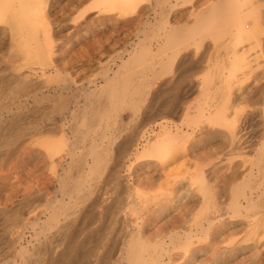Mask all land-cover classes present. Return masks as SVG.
<instances>
[{"label":"rangeland","instance_id":"374dc122","mask_svg":"<svg viewBox=\"0 0 264 264\" xmlns=\"http://www.w3.org/2000/svg\"><path fill=\"white\" fill-rule=\"evenodd\" d=\"M162 1L0 0V264H130L137 247L146 264H264V212L255 228L230 206L264 183V0H170L168 18ZM164 125L183 152L161 162Z\"/></svg>","mask_w":264,"mask_h":264},{"label":"bare ground","instance_id":"6f19581e","mask_svg":"<svg viewBox=\"0 0 264 264\" xmlns=\"http://www.w3.org/2000/svg\"><path fill=\"white\" fill-rule=\"evenodd\" d=\"M46 0H1V2H2V4L4 5V6H6V7H8V5H10V7H12V8H19L20 10H29V11H31L32 10V7H34V6H38V5H40V4H43L44 2H45ZM160 1H162V0H159V2ZM167 1H169V4H163L162 5V10H161V14H160V16H161V18H163V17H165V18H168L169 17V15H170V13H172L173 12V10H174V7L176 6V4H173V3H171V2H173V1H170V0H167ZM234 1H236V0H234ZM241 1V0H240ZM156 2H157V0H156ZM162 2H164V0L162 1ZM178 2V1H177ZM242 2H240V4H241ZM159 4H161V3H159ZM215 6V5H214ZM213 6V7H214ZM223 6V5H222ZM177 7V6H176ZM154 8V7H153ZM71 9V8H70ZM221 9H223V8H221L220 7V9L219 10H217V13H221ZM214 8H212L210 11H209V13H207V14H203L202 12H200V15L201 16H204V15H206V17H213L214 15H215V13H214ZM16 11V10H15ZM216 11V10H215ZM156 12V11H155ZM153 15V14H152ZM199 15V14H198ZM160 18V19H161ZM168 20V19H167ZM203 21V20H202ZM157 22V21H156ZM169 23V22H168ZM165 24V23H164ZM196 24H194V26H195ZM144 27V26H143ZM163 27V26H162ZM169 28V27H168ZM193 28V27H192ZM167 29V28H166ZM177 28L176 27H172L171 26V28L170 29H167V31H169L170 33L172 32V31H175ZM181 29V28H180ZM187 29V28H186ZM184 30H185V28H184ZM25 31V30H24ZM167 31H165V33L167 32ZM180 31V30H179ZM183 30H181L180 31V33L182 32ZM193 31V30H192ZM194 31L195 32H197L198 30H196V29H194ZM183 33V32H182ZM167 34V33H166ZM165 34V35H166ZM176 34V33H175ZM178 35H180L179 34V32L177 33ZM177 35V36H178ZM196 37V36H195ZM13 39V38H12ZM15 42V41H14ZM13 42V43H14ZM173 43H174V41H173ZM178 44V43H177ZM172 46V45H171ZM175 46H177L176 44H175ZM160 47V46H159ZM174 47V46H173ZM179 47V46H178ZM177 49V48H176ZM47 50V49H46ZM128 50V49H127ZM132 52H134V50L132 51ZM171 52V51H170ZM125 53V52H124ZM135 53V52H134ZM70 54V53H69ZM132 60V57H131V55H130V59H127V60H125L124 62H123V64H128L130 61ZM64 61V60H63ZM122 61V60H121ZM60 65V64H59ZM120 66H121V64H120ZM3 67V66H2ZM29 67V66H28ZM55 68V66L53 65L52 66V68ZM117 68H119V67H117ZM153 68V67H152ZM139 70V69H138ZM144 70V69H143ZM56 71V70H55ZM139 72V71H138ZM119 73L120 72H115L114 71V75L113 76H111V75H105L104 76V78H105V80H106V82L107 83H105V85L102 87L103 89V91L105 90L106 91V88L109 86L108 84L109 83H111L112 84V86H114L113 88V91L116 93V91L118 92V90H116V89H118L117 88V84H118V82H119V80H118V76H119ZM18 75V74H17ZM15 80V79H14ZM17 80H19V79H17ZM109 80H112V82H108ZM150 80V79H149ZM152 81V80H151ZM170 82V81H169ZM11 83V82H10ZM33 84V83H32ZM70 84V83H69ZM66 85V84H65ZM119 86V85H118ZM65 87V86H64ZM75 87V86H74ZM162 87V86H161ZM57 89H59V86L58 87H56ZM69 88V87H68ZM9 89V88H8ZM26 90H27V88H26ZM54 90L56 91V89L54 88ZM61 90V89H60ZM68 90V89H67ZM102 90H100L99 88H97V89H87V88H85V89H83V91H84V94L89 98V97H93V95L94 94H98L100 91H102ZM72 91V90H71ZM21 92V91H20ZM114 93V94H115ZM150 93V92H149ZM112 94H113V92H112ZM194 94V93H193ZM12 95V94H11ZM36 95V94H35ZM64 95V94H63ZM80 95V94H79ZM119 95V94H118ZM117 95V96H118ZM256 95V94H255ZM16 96V95H15ZM18 96V95H17ZM115 95H113V97H114ZM116 96V97H117ZM176 96V95H175ZM34 97H37V96H34ZM112 97V96H111ZM116 97H115V100H116ZM4 98V97H3ZM28 98V97H27ZM70 98V97H69ZM64 99V98H63ZM87 99V98H86ZM170 99V98H169ZM177 99V98H176ZM4 100V99H3ZM40 100V99H39ZM78 100V99H77ZM87 100H89V99H87ZM112 100V99H111ZM111 100H110V102H111ZM165 100V99H164ZM167 100V99H166ZM6 101V100H5ZM19 101V100H18ZM41 101V100H40ZM51 101H53V100H51ZM113 101V100H112ZM66 102V101H65ZM64 102V103H65ZM145 102V101H144ZM180 102V101H179ZM113 103V102H112ZM166 103V102H165ZM7 104V103H6ZM14 104V103H13ZM40 104V103H39ZM69 104V103H68ZM100 106L99 107H97L96 109H95V107H94V109H93V106H86L85 107V110H84V119H85V123H88V118H87V115L88 114H91V112H93L92 114H94V115H96V114H98V113H100V112H102V114L104 113V112H106V105H104V103H101V104H99ZM160 105V104H159ZM162 105V104H161ZM35 106V105H34ZM53 107V106H52ZM7 108V107H6ZM17 108V107H16ZM35 108V107H34ZM110 108H112V107H110ZM161 108V107H160ZM27 109V108H26ZM76 107H74L71 111V113H74L75 114V112H76ZM144 109V108H143ZM35 110V109H34ZM116 110V109H115ZM178 110V109H177ZM8 111L9 112H11L12 110L9 108L8 109ZM18 111V110H17ZM140 112V111H139ZM156 112H157V109H156ZM1 113V112H0ZM112 113V112H111ZM2 114V113H1ZM7 114V113H6ZM34 114H36V113H34ZM62 114V113H61ZM3 115V114H2ZM77 115V114H76ZM104 115V114H103ZM143 115V114H142ZM258 115V114H257ZM90 116V115H89ZM88 116V117H89ZM146 116V115H145ZM144 116V117H145ZM150 116V115H149ZM168 116V115H167ZM3 117V116H2ZM151 117V116H150ZM60 118V117H59ZM62 118H64V117H62ZM94 118V117H93ZM102 118V117H101ZM104 118V117H103ZM1 120H2V118H0ZM20 119V118H19ZM51 119V118H50ZM65 119V118H64ZM78 119V118H77ZM99 119V118H98ZM62 120V119H61ZM63 121V120H62ZM91 121V120H90ZM89 121V122H90ZM94 120H92V122H93ZM102 121V120H101ZM149 121V120H148ZM256 121V120H255ZM5 122V121H4ZM67 122V121H66ZM3 123V122H2ZM19 123V122H18ZM49 123V122H48ZM64 124V123H63ZM72 124V123H71ZM94 124V123H93ZM258 124V123H257ZM68 125V124H67ZM175 125V124H174ZM36 126H37V124H36ZM89 126V125H88ZM91 126H92V124H91ZM261 126V125H260ZM57 128V127H56ZM91 128V127H90ZM94 128V127H93ZM162 128V127H161ZM163 128H164V131H165V134H164V136H162L160 139H157V140H155V141H153V143L152 144H150L149 146H148V148H147V151L148 152H151L152 150H158V154H156V155H154L155 157H157L161 162L163 161V162H166V161H168V160H170V158L171 157H173V156H176L177 154H181L182 152H183V147L182 148H179L178 146H179V139H180V137H181V135L179 134V133H176V132H174V131H172L171 129H168L167 127H166V125H164L163 126ZM163 128H162V132H163ZM244 128V127H243ZM18 129V128H17ZM44 129V128H43ZM72 129V128H71ZM28 130V129H27ZM147 130V129H146ZM5 131V130H4ZM49 131V130H48ZM52 131V130H51ZM54 131V130H53ZM73 131V130H72ZM84 132V131H83ZM144 132H145V130H144ZM50 133V132H49ZM63 133V132H62ZM93 133V132H92ZM94 133H95V135L96 134H98L99 135V133H98V131H97V128L96 129H94ZM93 133V134H94ZM146 133V132H145ZM7 134V133H6ZM39 134V133H38ZM45 134V133H44ZM87 134H88V132H87ZM101 134V133H100ZM162 134V133H161ZM81 136V135H80ZM83 136V135H82ZM141 136V135H140ZM148 136V135H147ZM9 138V137H8ZM137 138L138 137H136V135L134 136V135H132V136H130L128 139H126L125 140V142L123 143L124 144V146H122V150L123 149H125V154L127 153V152H129V150H133V147L135 146V144H136V142L138 141L137 140ZM251 138V137H250ZM257 139V138H256ZM154 140V139H153ZM6 141V140H5ZM21 141V140H20ZM95 141V140H94ZM94 141H93V144H96V147L98 146V143L99 142H97V141H95V143H94ZM1 142V141H0ZM12 142V141H11ZM29 142V141H28ZM9 143H10V141H9ZM14 143V142H13ZM149 143H150V141H149ZM244 143V142H243ZM257 143V142H256ZM16 144V143H15ZM20 144V143H19ZM251 144V143H250ZM5 145H7V144H5ZM4 145V146H5ZM9 145V144H8ZM76 145H77V143H76ZM80 146V145H79ZM108 146V145H107ZM245 146V145H244ZM15 147V146H14ZM93 147V146H92ZM95 147V148H96ZM75 148V147H74ZM234 148V147H233ZM15 149V148H14ZM78 149V148H77ZM114 149V148H113ZM117 149V148H116ZM138 149V148H137ZM136 149V150H137ZM74 149L72 148L71 149V152L69 153V156H71V157H73V151ZM15 151V150H14ZM91 151V150H90ZM263 151H264V148H263ZM215 152V151H214ZM95 153V152H94ZM13 154V153H12ZM119 154V153H118ZM236 154V153H235ZM2 155V154H1ZM245 155V154H244ZM15 156V155H14ZM77 156V155H76ZM98 156V155H97ZM126 156V155H125ZM99 157V156H98ZM192 157V156H191ZM260 157H262V162H264V154L262 155V156H260ZM97 158V157H96ZM77 160H78V158H76ZM87 159V158H86ZM8 160V159H7ZM95 160V159H94ZM101 160V159H100ZM259 160L261 161V158H259ZM81 161V160H80ZM85 161V160H84ZM99 161V160H98ZM97 161V162H98ZM227 161V160H226ZM72 162V161H71ZM77 162V161H76ZM82 162V161H81ZM77 163H79V162H77ZM88 163V162H87ZM92 163V162H91ZM94 163H96V162H94ZM156 163V162H155ZM80 164V163H79ZM83 164V163H82ZM88 164H90V163H88ZM118 164V163H117ZM122 164V163H121ZM164 164V163H163ZM178 164V163H177ZM91 165H94V164H91ZM61 166V165H60ZM173 166V165H172ZM95 167V166H94ZM262 165H260L259 166V170H260V172H262ZM67 168H68V166H67ZM79 168V167H78ZM82 168H83V166H82ZM90 168V167H89ZM112 168V167H111ZM144 168V167H143ZM190 168V167H189ZM71 170V169H70ZM79 170H80V168H79ZM110 170V169H109ZM214 170V169H213ZM64 171H65V169H64ZM93 171V170H92ZM96 171V170H95ZM166 171V170H165ZM66 172V171H65ZM68 172H69V170H68ZM81 172V171H80ZM78 173V172H77ZM85 173H87V172H85ZM117 173V172H116ZM263 173H264V170H263ZM66 174V173H65ZM169 174V173H168ZM80 175H82V174H80ZM100 175V174H99ZM115 175V174H114ZM119 176V175H118ZM87 177V176H86ZM154 177V176H153ZM237 177H239V176H237ZM207 178V177H206ZM231 178V177H230ZM257 178V177H256ZM222 180V179H221ZM83 181V180H82ZM92 181V180H91ZM64 182V181H63ZM86 181H84V183H85ZM79 183H81L80 181H78V184ZM84 183H82V186H83V184ZM261 184V185H260ZM98 185V184H97ZM107 186V185H106ZM122 186V185H121ZM81 187V186H80ZM79 187V188H80ZM250 187V186H249ZM242 188V187H241ZM248 188V187H247ZM72 189V188H71ZM75 189V188H74ZM81 189H82V187H81ZM70 190V189H69ZM73 190V189H72ZM72 190H71V192H72ZM84 190V189H83ZM83 190H80V193L83 191ZM96 190V189H95ZM64 191H68V190H64ZM74 191V190H73ZM76 191V190H75ZM62 192V191H61ZM77 192H79L78 190H77ZM84 192H86V191H84ZM84 192H82V193H84ZM122 192V191H121ZM80 193H78V194H80ZM87 193V192H86ZM86 193H84V194H86ZM69 194V193H68ZM77 194V195H78ZM83 194V197L82 198H84V196H86V195H84ZM239 194L241 195V196H233L232 197V201H231V205L230 206H232V208L234 209V213H236V214H239V215H241L242 213H247V214H250V213H253V212H255L254 214H253V225L252 226H255V228L256 227H258L260 224H262L264 221H262V219L263 218H261V216L260 215H258L257 216V214H261V212H264V183L262 182H260L259 183V181H257V182H255V186H253V187H251V188H249L248 190H243L242 191V193H240L239 192ZM238 194V195H239ZM28 195V194H27ZM80 196V195H79ZM82 196V195H81ZM204 197V196H203ZM72 199H73V197H71ZM70 198V199H71ZM75 198V197H74ZM76 198L78 199V196H76ZM85 199V198H84ZM84 199H83V201H84ZM106 199V198H105ZM118 199V198H117ZM77 201V200H76ZM79 201H80V199H79ZM94 201V200H93ZM96 201V200H95ZM78 202V201H77ZM76 202V203H77ZM171 202V201H170ZM55 203V202H54ZM67 203H69V202H67ZM34 204V203H33ZM71 204V203H70ZM79 204V203H78ZM94 204V203H93ZM92 204V205H93ZM53 205V204H52ZM73 205V204H72ZM62 206V205H61ZM77 206V205H76ZM90 206V205H89ZM213 206V205H212ZM52 207V206H51ZM50 207V208H51ZM63 207V206H62ZM71 207V205L69 206V207H67L68 209ZM85 207V206H84ZM91 207V206H90ZM108 207V206H107ZM118 207V206H117ZM120 207V206H119ZM123 207V206H122ZM8 208V207H7ZM60 208V207H59ZM66 208V209H67ZM77 208V207H76ZM86 208V207H85ZM92 208V207H91ZM17 209V208H16ZM15 209V210H16ZM23 209V208H22ZM53 209V208H52ZM80 209V208H79ZM110 209V208H109ZM108 209V210H109ZM115 209H116V207H115ZM1 210V209H0ZM76 210V209H75ZM91 210V209H90ZM216 210V209H215ZM86 211V210H85ZM112 211V210H111ZM110 211V212H111ZM115 211V210H114ZM23 212V211H22ZM114 213V212H113ZM147 213V212H146ZM85 215V214H84ZM78 216V215H77ZM17 217V216H16ZM53 217V216H52ZM217 217V219L216 220H218V216H216ZM28 218V217H27ZM95 218V217H94ZM144 218V217H143ZM3 219V218H2ZM83 219V218H82ZM7 220V219H6ZM41 220V219H40ZM50 220V219H49ZM8 221V220H7ZM44 221V220H43ZM47 221V220H46ZM51 221H52V219H51ZM207 221H208V224L209 225H211V224H213L214 222H215V219H213V218H209L208 216H207ZM261 221H262V223H261ZM77 222V221H76ZM225 222V221H224ZM36 223V222H35ZM42 223V222H41ZM45 223V222H44ZM207 223V222H206ZM11 224V223H10ZM52 224V223H51ZM220 224V223H219ZM53 225V224H52ZM201 225H203V224H201ZM241 225V224H240ZM8 226H9V224H8ZM60 226V225H59ZM200 226V225H199ZM198 226V227H199ZM23 228V227H22ZM67 228V227H66ZM82 228V227H81ZM201 228V227H200ZM254 228V227H253ZM46 229V228H45ZM64 229V228H63ZM2 230V229H1ZM32 230V229H31ZM65 230V229H64ZM68 230V229H67ZM51 231V230H50ZM80 231V230H79ZM158 231V230H157ZM204 231H206V230H204ZM54 232V231H53ZM67 232V231H66ZM202 232V231H201ZM65 233V232H64ZM136 233V232H135ZM134 233V234H135ZM59 234V233H58ZM82 234V233H81ZM133 234V233H132ZM138 234V233H137ZM166 234V233H165ZM168 234V233H167ZM229 234H230V232H229ZM99 235V234H98ZM140 235V234H139ZM23 236V235H22ZM31 236V235H30ZM57 236V235H56ZM66 236V235H65ZM75 236V235H74ZM128 236V235H127ZM135 236V235H134ZM133 236V240L132 241H130V242H133V243H137L136 242V240L138 239L137 238V236L136 237H134ZM37 237V236H36ZM178 237V238H177ZM176 237V235H175V239L174 240H176V239H179L180 240V236H177ZM5 238V237H4ZM54 238V237H53ZM161 238V237H160ZM168 238V237H167ZM52 239V238H51ZM68 239V238H67ZM74 239V238H73ZM73 239H72V241H73ZM157 239V238H156ZM171 239H172V236H171ZM188 238H186L185 240H187ZM153 240V239H152ZM182 240V239H181ZM71 241V242H72ZM140 241H141V239H140ZM143 241V240H142ZM162 241V240H161ZM173 241V240H172ZM171 241V242H172ZM14 242V241H13ZM17 242V241H16ZM37 242V241H36ZM42 242V241H41ZM61 242V241H60ZM70 242V241H69ZM78 243V242H77ZM129 243V242H128ZM127 243V244H128ZM133 243H130V244H132V246H133ZM143 243V242H142ZM144 243H146V242H144ZM173 243V242H172ZM177 243V242H176ZM176 243H174L173 245H175ZM180 243H182V241L180 242ZM179 243V244H180ZM48 244H49V242H48ZM84 244V243H83ZM139 244H141V243H139ZM170 244V243H169ZM50 245V244H49ZM70 246L72 245V244H69ZM87 245V244H86ZM94 245V244H93ZM136 245H138V244H136ZM135 245V246H136ZM149 245V244H148ZM178 245V244H177ZM70 246H68V247H70ZM84 246V245H83ZM131 246V245H130ZM67 247V249L69 250V248ZM137 247V246H136ZM140 247H141V245H140ZM156 247V246H155ZM43 248V247H42ZM75 248V247H74ZM129 248V247H128ZM147 247H142V250H145ZM151 248V247H150ZM66 249V250H67ZM80 250H81V248H79ZM82 249H83V247H82ZM97 249V248H96ZM161 249V248H160ZM160 249H158V251L160 250ZM48 250V249H47ZM67 250V251H68ZM74 250V249H73ZM79 250V251H80ZM90 250V249H89ZM107 250V249H106ZM109 250V249H108ZM71 251V250H70ZM22 252V251H21ZM83 253H86V252H84V250L82 251ZM82 252H80L81 254H83ZM91 252V251H90ZM77 253V252H76ZM107 253V252H106ZM143 253H144V251H143ZM143 253L139 250V248L137 247L136 249H129L128 251H127V256H125V257H127L128 258V260H127V262H129L130 264H146L147 262H146V260L144 259V257H146V256H144L143 255ZM146 253V252H145ZM156 253V252H155ZM154 253V254H155ZM26 254H27V252H26ZM73 254V253H72ZM89 254V253H88ZM93 254V253H92ZM160 254H161V252H160ZM160 254L158 253V254H155L156 256H155V259H154V261L151 263V264H157V262L158 261H160ZM23 255V254H22ZM29 255V254H28ZM84 255V254H83ZM148 255V254H147ZM39 256V255H38ZM60 257H62L61 255H59ZM89 256V255H88ZM122 256V255H121ZM30 257V256H29ZM76 257V256H75ZM124 257V258H125ZM79 258V257H78ZM48 259V258H47ZM63 259V258H62ZM71 259V258H70ZM81 259V258H80ZM104 259V258H103ZM53 260H54V258H53ZM67 260H69V258L67 259ZM105 260V259H104ZM153 260V259H152ZM152 260H150L149 259V261H152ZM59 261V260H58ZM62 261V260H61ZM61 261L60 262H58V264H60L61 263ZM83 261V260H82ZM148 261V260H147ZM167 261V260H166ZM68 262V261H67ZM104 262V261H103ZM123 262V261H122ZM180 262V261H179ZM53 263V262H52ZM57 263V262H56ZM74 263V262H73ZM94 263V262H93ZM121 263V262H120ZM149 263V262H148ZM77 264V263H76ZM80 264V263H79ZM86 264V263H85ZM91 264V263H90ZM122 264V263H121ZM126 264H128V263H126ZM160 264H161V262H160Z\"/></svg>","mask_w":264,"mask_h":264}]
</instances>
